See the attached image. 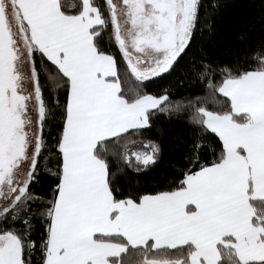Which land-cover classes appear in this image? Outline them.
<instances>
[{
    "label": "snow or ice",
    "instance_id": "obj_1",
    "mask_svg": "<svg viewBox=\"0 0 264 264\" xmlns=\"http://www.w3.org/2000/svg\"><path fill=\"white\" fill-rule=\"evenodd\" d=\"M66 7L0 0V264H264V0Z\"/></svg>",
    "mask_w": 264,
    "mask_h": 264
},
{
    "label": "trees",
    "instance_id": "obj_2",
    "mask_svg": "<svg viewBox=\"0 0 264 264\" xmlns=\"http://www.w3.org/2000/svg\"><path fill=\"white\" fill-rule=\"evenodd\" d=\"M62 3L67 5L66 11L74 12L75 4L78 0H61ZM105 46L108 45L107 36L104 40ZM239 46V42L236 39V33L230 30H223L221 34L215 40V53L222 59H228L230 54ZM153 90H157L153 86ZM209 110L217 108V105L208 104ZM157 128H154L151 133H146V136L158 137L162 140L164 145V155L159 166V170L171 171L167 168V163L169 161L179 162L180 152L183 146V140L186 136V120L172 118L168 119L166 117H161L156 121ZM209 159L211 155L209 154Z\"/></svg>",
    "mask_w": 264,
    "mask_h": 264
}]
</instances>
